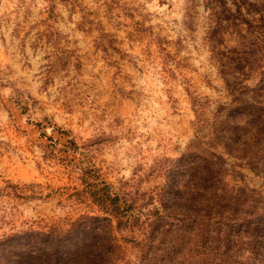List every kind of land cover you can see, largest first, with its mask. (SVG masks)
<instances>
[{"label":"rangeland","instance_id":"obj_1","mask_svg":"<svg viewBox=\"0 0 264 264\" xmlns=\"http://www.w3.org/2000/svg\"><path fill=\"white\" fill-rule=\"evenodd\" d=\"M17 51L0 264H264V0H0Z\"/></svg>","mask_w":264,"mask_h":264},{"label":"crops","instance_id":"obj_2","mask_svg":"<svg viewBox=\"0 0 264 264\" xmlns=\"http://www.w3.org/2000/svg\"><path fill=\"white\" fill-rule=\"evenodd\" d=\"M32 62L34 60H31L25 51H17L11 56H0L1 114L6 113L12 118H17L26 101L27 107H31L30 111L34 113L44 111L45 116L55 110L60 112V104L52 102L51 97L50 79L53 73L43 71L41 76H36Z\"/></svg>","mask_w":264,"mask_h":264},{"label":"trees","instance_id":"obj_3","mask_svg":"<svg viewBox=\"0 0 264 264\" xmlns=\"http://www.w3.org/2000/svg\"><path fill=\"white\" fill-rule=\"evenodd\" d=\"M108 199H111V196H108ZM96 203H98V204H99V202H97V201H96Z\"/></svg>","mask_w":264,"mask_h":264}]
</instances>
